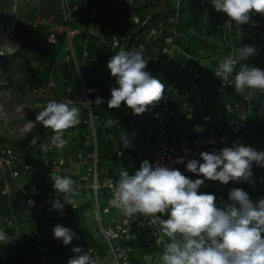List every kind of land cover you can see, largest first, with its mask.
I'll return each mask as SVG.
<instances>
[{
	"label": "rangeland",
	"instance_id": "obj_1",
	"mask_svg": "<svg viewBox=\"0 0 264 264\" xmlns=\"http://www.w3.org/2000/svg\"><path fill=\"white\" fill-rule=\"evenodd\" d=\"M228 19L214 10L211 0H0V145H14L31 155L41 167L37 175L42 183L65 163L78 161L76 180L87 177L90 196L76 200L77 207L64 205L66 216L76 226L79 215L98 234L91 218L95 198L92 144L97 141L100 149L98 168L107 166V172L117 176L122 170L134 175L150 153L138 137H148L143 129L151 122L152 111L161 106L155 102L140 115L123 102L119 108H108L111 88L116 86L107 67L109 59L121 50H139L148 60L147 70L169 93L174 107L168 121L171 131L192 126L195 130L187 133L191 138L224 133L226 141L217 151L235 143L264 152V93L235 90L239 64L226 85L215 75L220 62L243 46L253 47L255 54L241 63L264 70V15L254 13L240 26H224ZM97 98L103 100L99 105ZM53 99L72 101L69 106L81 110L80 123L64 132L67 144L63 148L51 145L54 132L42 125L26 137L20 134L25 122L35 121ZM89 101L90 107L85 108ZM109 118L118 124L108 127ZM121 135L127 137L129 147L123 146ZM34 137H38L37 147L31 144ZM40 145L49 148L45 151ZM59 157L64 158L62 164ZM252 172L251 183L241 180L233 182V187L255 185L259 199H264V167L253 163ZM103 181L104 174L99 173V182ZM106 196L101 187L102 203ZM21 197L19 188L5 191L0 178V229L7 234V241L0 242L1 251L32 248L42 241L38 236L31 245L19 246L11 237L15 226L9 220H17L23 211H8L3 205L22 207ZM56 199L65 202L62 193L55 192ZM111 216L121 219L123 213L111 208L104 222ZM110 262L114 264L113 259Z\"/></svg>",
	"mask_w": 264,
	"mask_h": 264
},
{
	"label": "clouds",
	"instance_id": "obj_2",
	"mask_svg": "<svg viewBox=\"0 0 264 264\" xmlns=\"http://www.w3.org/2000/svg\"><path fill=\"white\" fill-rule=\"evenodd\" d=\"M211 3L215 11L229 18L224 23L226 27L248 23L254 13L264 15V0H211ZM254 54L251 46L234 49L232 55L220 62L215 75L228 82L239 64L240 69L234 76L235 90L264 93V70L241 63ZM147 65L148 60L139 50H121L109 59L107 67L116 78V86L111 88L108 108H119L123 102L134 115H140L147 106L162 99L165 85L150 74ZM102 102L101 98L95 100L97 105ZM71 103L49 100L37 113L35 121L25 122L20 134L26 137L42 125L54 132L51 145L63 148L67 144L64 132L80 123L81 110L70 107ZM91 103L86 102L84 107L89 108ZM114 124H118L117 119L109 118L106 122L108 127ZM120 140L125 148L130 146L126 136L121 135ZM37 141L38 137L31 140L33 147H37ZM39 147L47 151L49 145ZM199 155L203 163L191 159L186 167L203 179L193 180L177 169L160 165L153 169L147 160L134 175L120 171L119 180L112 185L110 204L128 220L144 215L150 217V225L158 226L162 238H168L160 257L162 264H264V199L254 206L247 192L233 188L228 193L231 203L221 202V206L215 195L199 191L206 180L220 184L241 180L251 183L253 163L264 167V152L234 143L231 147ZM176 163H184L183 158ZM51 179L55 191L64 194L66 203L72 205L75 181L54 172ZM64 204L56 199L52 207L62 215ZM164 216L167 219H163ZM53 232L64 245L78 239L75 232L59 224ZM4 241H7V234L0 229V242ZM71 251L74 255L68 264H97L90 250L73 247Z\"/></svg>",
	"mask_w": 264,
	"mask_h": 264
},
{
	"label": "built area",
	"instance_id": "obj_3",
	"mask_svg": "<svg viewBox=\"0 0 264 264\" xmlns=\"http://www.w3.org/2000/svg\"><path fill=\"white\" fill-rule=\"evenodd\" d=\"M226 84L227 82L222 81V85ZM160 103V108L151 113V122L147 123L146 128L143 129L147 130L148 137L142 136L139 139L142 148L150 152L145 160L152 165L153 169L157 165L177 169L189 178L191 172L187 171L188 161L191 159L198 160L199 154L206 152L209 148L218 149L225 143L227 136L224 133H208L191 138L183 134L185 130L171 131L168 121L174 116V107L171 104L169 93H163ZM225 106L231 110L229 103ZM204 118L206 120L211 119V115H204ZM92 147L95 166L94 181L91 187L95 192V198H92L91 203L94 208L93 219L98 225L99 244H91V236L85 234L76 235L78 239L74 238L68 245H64L62 240L57 239L63 256L73 257L74 254L71 249L81 247L83 251H91V255L97 264H112L111 259H113L114 264H134V256L140 247H144L146 252L150 253L148 254L150 257L158 251L163 252L168 238H162V233H160L157 225H150V217L138 215L135 219L128 220L124 215L121 219L111 216L107 223L104 222L103 216L109 213L111 208H116L110 204V200L112 199V185L119 180V177L109 174L107 168H98L100 149L97 141L93 142ZM180 158H183L184 163H176ZM57 161L62 164L64 158L59 157ZM40 170L41 167L33 159L22 156L18 147L10 144L0 145V178L5 182V191L19 188L25 205L38 215L43 231L48 234V231L53 232L54 227L58 224L67 226L64 213L61 215L52 207L56 191L53 188L51 174L48 175L45 186H40L31 181V178L35 177ZM56 170L55 173L61 175L62 169L59 167ZM99 173L105 175V181L102 184L99 182ZM86 181L87 177L84 175L75 181L76 195L88 192ZM101 187L107 190L109 196L108 201L103 203L99 198ZM72 200L74 203L71 206L75 207V198ZM64 203L69 205L66 200ZM162 218L167 219L166 216ZM9 223L17 229L14 220H9ZM14 243H17L16 237ZM46 246L47 244L43 243L39 249L44 250ZM148 247H153V253L149 252ZM45 257L46 255L42 256V258ZM61 264H68V262Z\"/></svg>",
	"mask_w": 264,
	"mask_h": 264
},
{
	"label": "crops",
	"instance_id": "obj_4",
	"mask_svg": "<svg viewBox=\"0 0 264 264\" xmlns=\"http://www.w3.org/2000/svg\"><path fill=\"white\" fill-rule=\"evenodd\" d=\"M185 130L183 134L185 136H188L187 133L192 132V130H195L192 126L190 127H181L178 129H175L173 131H181ZM142 138V137H141ZM140 138L138 137V140ZM213 149L217 150L216 148H209L206 152H212ZM201 163H203L202 159L199 157L198 159ZM122 165V163H117ZM81 164L78 161H70L62 165L60 168L62 169V172L70 177L73 181L76 180L78 172L80 170ZM101 168H108L107 166H102ZM111 175L119 177L117 175L112 174ZM197 177L199 179H203L202 176H197L196 174L190 173L189 178L195 180ZM32 182H35L39 184L40 186H45L46 181L42 183L40 177L36 175L35 177L31 178ZM104 181H105V175H104ZM103 181V183H104ZM237 188L233 187V182L230 181L228 184H220L218 181H205V184L201 187L199 190L201 193H210L216 196L217 198V204L221 205V202L223 203H231L228 199V193L231 189ZM240 189L244 190L249 194L250 200L253 202L254 206L259 202V191L255 187V185H247L243 187L241 184ZM107 194V200L109 199L107 190L105 189ZM90 196V191L82 193L80 195H77L75 198L76 200L81 199V197ZM21 200L23 201V205L11 203L10 205H3L2 207L5 208L8 211L13 210H20L23 211L22 213L18 214L17 220L15 222L17 223V229H15V233L11 236L12 238H17L18 245H31V243L34 241V239L38 236L41 237L42 241H40L35 247L31 245L32 248H24L21 250H16L12 252H4L0 250V264H61L64 262H68L69 259H71V256H63L62 249L57 244V238L54 237V233L51 231H48L49 233H45L41 227L40 219L38 215L34 214L33 210L28 208L23 200V197H21ZM78 201L76 203L77 207ZM92 204V203H91ZM65 205V204H64ZM71 206V205H68ZM237 207H239L237 205ZM64 213V219L65 224L67 228L71 229L73 232H75L76 235H90L91 236V244L98 245V234L94 232V229L91 225L88 224L86 219H82L79 217V221L77 222L76 226L71 225V221L68 220L66 216V210L65 207L63 209ZM91 218L93 219V212L91 214ZM44 233H43V232ZM43 243L47 244L46 248L44 250H40L39 246ZM149 252L153 253V247L147 248ZM147 253L144 247H140L137 251L136 255L134 256V264H162V261L160 257L162 256L163 252H156L150 257ZM43 255H46L45 258H42ZM148 255V256H146Z\"/></svg>",
	"mask_w": 264,
	"mask_h": 264
},
{
	"label": "trees",
	"instance_id": "obj_5",
	"mask_svg": "<svg viewBox=\"0 0 264 264\" xmlns=\"http://www.w3.org/2000/svg\"><path fill=\"white\" fill-rule=\"evenodd\" d=\"M20 149V148H19ZM21 153H22V156H26V157H29V158H31L32 159V156L31 155H29L28 153H23V151L21 150ZM22 193V192H21ZM23 197V196H22Z\"/></svg>",
	"mask_w": 264,
	"mask_h": 264
}]
</instances>
